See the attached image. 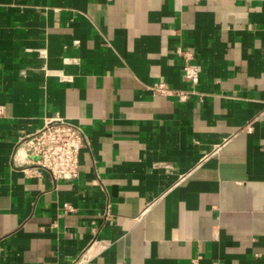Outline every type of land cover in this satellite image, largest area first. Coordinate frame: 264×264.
Masks as SVG:
<instances>
[{
  "label": "crops",
  "instance_id": "1",
  "mask_svg": "<svg viewBox=\"0 0 264 264\" xmlns=\"http://www.w3.org/2000/svg\"><path fill=\"white\" fill-rule=\"evenodd\" d=\"M0 104V264H264V0H0ZM55 117L74 181L20 146Z\"/></svg>",
  "mask_w": 264,
  "mask_h": 264
},
{
  "label": "built area",
  "instance_id": "2",
  "mask_svg": "<svg viewBox=\"0 0 264 264\" xmlns=\"http://www.w3.org/2000/svg\"><path fill=\"white\" fill-rule=\"evenodd\" d=\"M175 53L182 59V79L191 88L199 82V69L193 63L191 53L177 48ZM155 94L176 96L184 102L188 91H173L162 83L151 85ZM4 114V106L0 104V117ZM20 146L24 149L29 162L37 171L46 172L54 181H74L79 175V154L83 147L87 146L85 136L79 126L55 117L47 120L43 127L24 137ZM105 217L111 216L110 205H106ZM88 249L86 250V252ZM82 253L71 264H85L90 258Z\"/></svg>",
  "mask_w": 264,
  "mask_h": 264
}]
</instances>
